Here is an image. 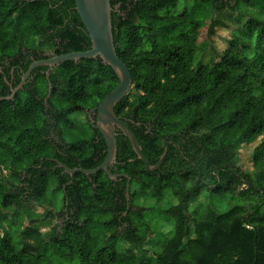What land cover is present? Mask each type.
Instances as JSON below:
<instances>
[{
	"label": "trees",
	"instance_id": "16d2710c",
	"mask_svg": "<svg viewBox=\"0 0 264 264\" xmlns=\"http://www.w3.org/2000/svg\"><path fill=\"white\" fill-rule=\"evenodd\" d=\"M121 1L114 11L110 0L113 40L133 90L114 112L150 165L166 142L177 144L189 161L170 143L160 167L149 172L118 132L108 170L120 177L110 179L104 171L70 177L54 159L70 169H93L106 155L104 139L90 123L85 139L64 137L75 127L70 115L97 105L118 84L116 74L99 57L65 61L48 79L37 75L8 98L9 67L3 66L0 166L7 175L0 180V211H12L10 225L22 210L32 219L28 208L44 200L53 181L62 196L56 206L62 225L50 228L46 238L26 228L24 236L40 239L22 245L14 230L0 229V264H264V11L243 8L264 0H230V9L246 13L247 20L232 31L222 58L208 64L195 61L201 50L198 25L190 23L196 10L176 13L179 0ZM196 1L212 9L221 2ZM74 6V0H0V65L9 60L25 70L31 62L22 57L46 50L37 39L48 42L54 55L88 50ZM216 25L227 28L214 15L208 33ZM256 140L252 170L241 171L233 161L238 146ZM146 196L165 201L156 211L160 224L145 217L152 208L138 199ZM234 199L240 203L223 210L224 201ZM246 199L254 203L246 207ZM163 225L171 230L163 232ZM155 232L160 250L149 256L144 247ZM121 243L129 247L121 250Z\"/></svg>",
	"mask_w": 264,
	"mask_h": 264
},
{
	"label": "rangeland",
	"instance_id": "374dc122",
	"mask_svg": "<svg viewBox=\"0 0 264 264\" xmlns=\"http://www.w3.org/2000/svg\"><path fill=\"white\" fill-rule=\"evenodd\" d=\"M179 5L175 10L176 13H180L183 9H187L188 11L196 10L197 13L193 16V19L190 23L197 24V33L195 35V43L198 47H201V50H197L195 55L196 63L208 64L210 62H217L222 58L223 51L228 47L229 40L232 36V31L239 28L244 22L247 20V15L244 13H239L236 11H232L230 9V4L232 5L233 2L230 0H221V2L217 3L216 8L212 9L211 7L207 6H200L196 0H179ZM243 8L249 12H253L255 14H261L264 11V3L257 5L255 7H248L243 6ZM214 15H217L220 20L227 24V28H223L220 25H216L213 27L212 32L208 33V25ZM43 40L37 39V44L40 48H48L49 43L46 44ZM11 45V44H10ZM133 90L132 85L130 89L126 93V95ZM70 117L73 119L75 118L73 127L70 132H65V138L72 139V140H81L85 139L91 133V130L85 124L84 115L83 113H74L71 114ZM90 126V125H89ZM264 134L260 136L259 139H263ZM259 142L256 140L254 143H246L241 144L238 146V154L233 159L235 165L241 169V171H250L252 170V162H251V155L253 147ZM7 175V169L0 166V180L3 179L4 176ZM54 182H50L48 188L46 189L44 200L39 201L38 205H31L28 209H30L32 216L30 219L25 215L26 210H22L21 215L15 219V224L10 225V221L12 222V211L10 210H1L0 211V229H5L6 231L14 230L16 239L19 242L24 241H33L37 242L40 238H46L47 233H49L50 228L54 227L55 229L59 230V226L62 225V219L57 218L56 216V209L61 202V193L55 190ZM141 205L144 207L152 208L151 210L145 213V217L148 219H154L157 223H161L163 218H159L157 215V209H162L165 207V201L161 200H153L150 199L148 196L145 198L138 199ZM201 203H205V199L200 197L198 199ZM169 202L171 204L177 203L176 199H170ZM138 203V201H137ZM240 203V200L234 199L231 202L224 201L223 203V210L231 206L232 204ZM242 203V201H241ZM254 203L253 199H246L243 204L246 207H249ZM139 204V203H138ZM140 205V204H139ZM6 217V218H5ZM34 228L41 232V237H36L35 235L31 237L24 236V229L26 228ZM163 232H169L171 229L168 226L163 225L162 229ZM193 234V231H191ZM120 249H127L129 247L126 243L119 244ZM48 248V246L46 247ZM145 249L148 250L147 254L152 256L153 251L157 252L160 250V238L158 237L157 233L155 232L152 235V240H149V243H146ZM73 263V261H71ZM65 264H69L70 262L65 260Z\"/></svg>",
	"mask_w": 264,
	"mask_h": 264
},
{
	"label": "water",
	"instance_id": "95a60500",
	"mask_svg": "<svg viewBox=\"0 0 264 264\" xmlns=\"http://www.w3.org/2000/svg\"><path fill=\"white\" fill-rule=\"evenodd\" d=\"M74 3V9L77 12L83 26L85 27L90 40V48L85 51L54 55L51 58L42 59L31 63L22 79L21 84L12 90L11 95L8 98H11L15 94V92L24 83V79L27 74H29L30 71L37 66L47 67L46 78L48 79L49 71L52 69V67L57 66L62 62L99 57L104 64L111 67L118 78V84L116 87L105 94L99 103L90 108L87 113L88 119H91L90 113H93L94 119L90 120L89 123L92 128L97 130L104 139L106 145L105 158L97 167L93 169H84L81 167L70 169L58 161L57 163L65 173L70 175V177H72L75 172H82L85 175H91L99 171H104L110 179H114L117 175L110 173L108 167L112 166L116 160V136L119 132L129 141L136 158L144 162L145 169L149 172L155 171L160 167L163 160L165 159V156L169 151V144L173 142H166L164 151L157 163L150 165L142 152L141 146L139 145L130 128L127 126L126 122L120 117L116 116L114 112V107L130 89L131 75L126 65L122 60H120L116 53V45L113 40L111 20L112 6L110 0H74ZM50 88L51 85L48 82L49 91ZM173 144L180 152L181 157L185 159V161H189L183 156L179 146L175 143ZM126 178V194H128L130 179L129 177Z\"/></svg>",
	"mask_w": 264,
	"mask_h": 264
},
{
	"label": "flooded vegetation",
	"instance_id": "af4514ba",
	"mask_svg": "<svg viewBox=\"0 0 264 264\" xmlns=\"http://www.w3.org/2000/svg\"><path fill=\"white\" fill-rule=\"evenodd\" d=\"M113 1H114V7H115L114 11H117L119 9V6L122 3V1L121 0H113ZM52 56H54V50L53 49L52 50L51 49H46L42 53L30 54L29 56H24L22 58H23L24 61H30L31 63H33L35 61H39V60H42V59L51 58ZM19 62H22L21 58L19 59ZM3 64L4 65H0V72H2L3 66L4 67H9L7 72H6V74L8 75V79L7 80L5 79V80H6L7 84H8V87L12 91L14 88L18 87L21 84L22 79L25 76V73L27 72L29 66L25 70H23V68L21 67L20 63L11 64V62L9 60L8 61L6 60V61H4ZM38 67L39 66H37L36 68H38ZM36 68L32 69L30 71V73L27 74V76L24 79V83L22 84V86L19 89H24L27 85H30V83L33 82L34 79L37 78L36 77L37 75H40V74H45L46 75L47 68L44 69V70L43 69L35 70ZM53 68H54V66L49 71V75L53 71ZM49 75H48V77H49ZM18 76H19L20 79H18V82L16 83ZM88 111L89 110H86V109L81 111V113H83V115H84V121L87 124L90 122V120H93V116H94L93 113H90V118L91 119H88V117H87ZM54 160L58 161V159H54ZM116 175L117 176L114 178V180H116L118 177L121 176L120 174H116Z\"/></svg>",
	"mask_w": 264,
	"mask_h": 264
}]
</instances>
